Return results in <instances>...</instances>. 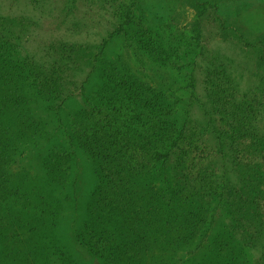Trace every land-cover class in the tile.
Segmentation results:
<instances>
[{
  "label": "trees",
  "instance_id": "obj_1",
  "mask_svg": "<svg viewBox=\"0 0 264 264\" xmlns=\"http://www.w3.org/2000/svg\"><path fill=\"white\" fill-rule=\"evenodd\" d=\"M63 51L65 58L44 71L25 62L19 71L0 69V248L6 264H68L61 252H52L54 258L46 253L39 236L55 227L65 203H78V150L95 178L85 218L72 230L85 255L101 264H183L196 249L213 246L209 208L225 185L217 192L200 165L193 129L174 119L163 94L99 57L92 62L93 92H84L87 80L75 88L65 76L75 50L63 45ZM77 90L82 107L64 116ZM33 109L40 110L38 120ZM228 246H217L223 254L217 264H237Z\"/></svg>",
  "mask_w": 264,
  "mask_h": 264
},
{
  "label": "rangeland",
  "instance_id": "obj_2",
  "mask_svg": "<svg viewBox=\"0 0 264 264\" xmlns=\"http://www.w3.org/2000/svg\"><path fill=\"white\" fill-rule=\"evenodd\" d=\"M63 45L76 58L65 76L75 88L87 80L86 94L96 87L97 57L163 94L174 119L195 132L197 158L216 191L225 185L209 208L213 246L194 249L182 263H221L220 244L234 247L237 264H264V0H0V69L19 71L25 62L44 71L66 55ZM78 93L64 116L82 107ZM75 153L82 164L78 203H65L55 227L41 229L39 238L52 258L57 250L68 264H101L73 239L95 182L88 156Z\"/></svg>",
  "mask_w": 264,
  "mask_h": 264
}]
</instances>
